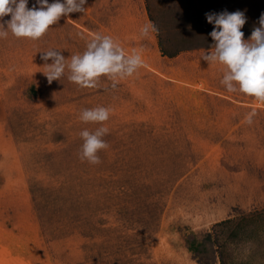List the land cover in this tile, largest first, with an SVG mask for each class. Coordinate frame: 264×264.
<instances>
[{
  "label": "rangeland",
  "instance_id": "rangeland-1",
  "mask_svg": "<svg viewBox=\"0 0 264 264\" xmlns=\"http://www.w3.org/2000/svg\"><path fill=\"white\" fill-rule=\"evenodd\" d=\"M84 7L39 40L0 39V264H264V102L228 92L223 66L201 59L214 43L205 13L244 12L248 39L264 0ZM149 22L158 32L142 37ZM96 33L144 66L115 89L104 77L81 88L67 70L49 84L41 51L70 61ZM100 106L110 147L92 165L79 133L101 125L80 114Z\"/></svg>",
  "mask_w": 264,
  "mask_h": 264
},
{
  "label": "clouds",
  "instance_id": "clouds-1",
  "mask_svg": "<svg viewBox=\"0 0 264 264\" xmlns=\"http://www.w3.org/2000/svg\"><path fill=\"white\" fill-rule=\"evenodd\" d=\"M86 4L87 0H54L53 3L36 0V4L29 8L28 0H0V39H6L11 33L16 38L39 40L61 17L84 13ZM9 15L11 18L5 21L4 17ZM205 16L207 22L213 25L209 35L214 43L201 59L209 65L218 63L223 66L220 82L228 92L239 91L264 102V13L259 18V26L254 27L248 39H244L241 30L247 22L244 12L224 10L205 13ZM154 32L158 29L151 22L140 30L142 37ZM58 50L41 51V59L45 62L43 74L49 84L61 81L67 70V79L81 88H97L104 77L111 81V87L115 89L120 80L133 76L144 66L140 52L134 49L131 54H126L111 36L99 33L93 34L86 49L72 55L70 61ZM49 60L51 63H48ZM110 113L111 109L102 106L81 111L82 122L101 125L95 131L85 129L79 133L83 140L79 151L82 162L92 165L102 163L99 152L110 147L103 139L109 134V128L103 125L109 120ZM255 114L253 111L246 117L249 125L253 123Z\"/></svg>",
  "mask_w": 264,
  "mask_h": 264
}]
</instances>
